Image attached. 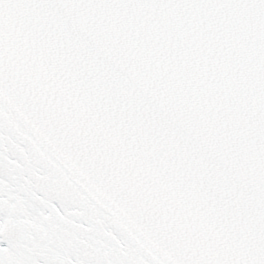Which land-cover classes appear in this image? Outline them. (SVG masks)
I'll use <instances>...</instances> for the list:
<instances>
[{"label":"snow or ice","instance_id":"snow-or-ice-1","mask_svg":"<svg viewBox=\"0 0 264 264\" xmlns=\"http://www.w3.org/2000/svg\"><path fill=\"white\" fill-rule=\"evenodd\" d=\"M0 264H264V0H0Z\"/></svg>","mask_w":264,"mask_h":264}]
</instances>
